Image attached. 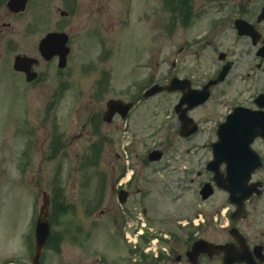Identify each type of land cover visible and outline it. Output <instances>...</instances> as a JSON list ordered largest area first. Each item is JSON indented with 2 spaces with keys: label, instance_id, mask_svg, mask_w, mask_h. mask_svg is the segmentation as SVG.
Segmentation results:
<instances>
[{
  "label": "rangeland",
  "instance_id": "rangeland-1",
  "mask_svg": "<svg viewBox=\"0 0 264 264\" xmlns=\"http://www.w3.org/2000/svg\"><path fill=\"white\" fill-rule=\"evenodd\" d=\"M77 1L82 4L86 0ZM162 2L163 0H101L97 5L99 8L106 5L108 10L120 14L122 11H133L130 17L135 23L131 27L118 25L113 39L110 35V53L108 52L107 59L101 57L104 47H100L95 37L86 31L84 15L75 16L73 25L78 26L81 36L88 33L87 37L93 38L94 44L80 41L75 48L70 70L67 69L69 72L65 70L59 74L55 69L56 64H53L45 80L29 86L20 83L24 81L23 78L13 74L9 63L17 52H32L34 49L31 48L37 45V34L45 31L47 26L41 21L40 30L38 28L36 32L24 29L25 25L33 22L34 8L30 5L24 14L17 17L13 30L2 32L0 264L8 260L31 264L34 249L33 229L43 191L51 195L54 189L55 198L50 221L53 234L50 243L43 249L42 264H127L128 258L130 261L129 244L125 240L124 232L128 230L129 224L139 226L135 216L141 214L142 207H145L148 218L145 219V230L158 235L157 246H165L166 255L170 252L171 256L167 261L159 254L160 248H157V256L155 254L147 259L143 258L139 264H175L178 245L175 238L179 237L178 233H184L180 237L182 241L186 233L190 232L187 227L179 226V220H189L196 212L206 217L205 212L212 209L209 201L198 196L195 186L202 178L195 176V170L201 168L199 164L206 155L204 149H197L196 145L199 144L189 139L177 138L173 130L166 129V124L160 125L164 111L172 112V106L178 98L176 91L157 94L146 102L150 108L147 137L143 143L134 144L130 140L133 143L131 152L139 153V158H142L148 148L158 147L164 151L159 160L151 161L144 167L147 170L146 175L138 182L144 189V196L135 193L127 204L134 210V218L127 215L126 210L130 208H122L115 202L112 204L114 173L111 172L110 164H116L114 153L118 150L124 155L126 165V153L130 151L127 148L128 141L119 140L106 146L103 149L106 153L99 158L94 153V145L85 143L84 138L77 136L81 130L79 92L84 87L89 88L93 79L104 72L106 67H110L112 77L119 79V86H130L132 82L136 84L139 79L144 80L143 82L166 83L170 76L178 72L181 74L187 71L191 74L196 66L201 79L211 73L213 64L206 60L198 61L197 64L190 55L191 50H198L199 47L191 46L177 53L182 41L186 42L195 35L204 34L198 30L206 25L198 23L189 28L184 25L173 29L167 35L163 34V11L176 10V7L175 0L174 6L163 5ZM61 5L60 0L45 1L44 6L48 10L46 14L52 19L50 27L60 19L56 7ZM205 11H224V8L215 3ZM145 12L149 14L148 22H143ZM138 26L139 29H136ZM202 51L204 55L210 56L212 49L203 47ZM174 59L182 60V67L180 63L172 66L171 61ZM55 77L57 82L69 77L70 87L73 89L71 93H63L53 98L50 91L56 84ZM47 85L48 89L45 90ZM50 128L55 134H60V143L53 145V149L49 151ZM68 135L70 138L65 140L64 137ZM191 177L194 180L191 181ZM51 181H54L53 189ZM216 200V197L211 198V202ZM216 207L217 205L214 206ZM103 209L108 210L101 213ZM211 223L209 221L212 227ZM163 237L166 239L162 240ZM143 243L140 240V246H144ZM136 251L138 258L142 253L139 249Z\"/></svg>",
  "mask_w": 264,
  "mask_h": 264
},
{
  "label": "flooded vegetation",
  "instance_id": "flooded-vegetation-1",
  "mask_svg": "<svg viewBox=\"0 0 264 264\" xmlns=\"http://www.w3.org/2000/svg\"><path fill=\"white\" fill-rule=\"evenodd\" d=\"M7 1L0 0V40L3 31H11L16 27L17 17L24 14L30 5L34 8L33 22L25 25L24 29L36 32L38 28L40 30L41 21L47 26L44 32L39 31L37 34V45L31 48L34 49L32 52H19L34 58L27 69L29 74L35 72L36 77L27 80V73L14 69L13 62L11 63L13 74L16 73L23 78L24 81L20 83L26 86L45 80L53 64H56L55 69L59 74L67 69L70 70L71 60L78 43L87 41L88 44H94L93 38L87 37L88 33L95 37L100 47H104L101 57L107 59L108 52L110 53V44H108L110 35L113 39L118 25L125 24L131 27L135 24L130 17L133 11L129 13L122 11L120 14L117 11L108 10L106 5L99 8L97 5L101 3V0H86L82 4L77 0H60L62 5L56 7L60 19L50 27L52 19L49 14H46L48 10L44 6L47 0H28L23 9L17 10L11 9ZM162 3L174 6V0H163ZM215 3L222 6L224 11H205ZM175 7L176 10L163 11L161 17L163 34L167 35L173 29L184 25L189 28L198 23L205 24V28L198 30L203 31L204 34L195 35L186 42L182 41L177 48V53L183 52L188 47L197 46L198 50L190 51L195 63L207 61L213 64L211 73L203 79L199 77L198 66L192 70L191 74L187 71L181 74L176 73V76L180 80L185 79L188 85L185 87L181 81L179 82L176 102L188 88L192 91L202 90L205 84L215 79L224 67L226 72L222 80L208 87V96L204 102L193 105L185 111L186 104H182L177 110L173 105L172 112L161 110V112L164 111L160 118L161 126L166 124V129L173 130L177 138L189 139L199 144V146L196 145L197 149L202 151L204 149L206 155L199 164L201 168L195 170V176L198 179L202 178L195 186L198 196L204 201H209V206L212 207L205 212L206 217L204 216L203 220L199 218V212L190 216L189 220H179V226L187 227L186 229L190 232L186 233L182 241L180 237L184 233H178L179 237L175 238L178 245L174 262L175 264H223L224 259L229 261L231 253L235 255L234 264H264V0H175ZM77 15H84V27L86 31L88 30L86 36H81L78 26L72 23ZM145 21H149L148 12L143 13V22ZM136 29H139V26ZM49 32L63 33L66 36L67 54L63 67L58 66L59 54L50 58L40 54L39 42ZM203 47L212 49L210 56L203 54ZM177 63H180L182 67V60L171 61L172 65ZM105 69L93 79L89 88L84 87L79 92L78 113L81 130L77 136L84 138L85 143L94 145V153L99 158L106 153L103 152L106 146L128 139L130 151L126 153L128 159L126 165L124 155L115 150L116 164H110V168L114 173L112 204L115 202L122 208H130L127 204L135 193L144 196L143 187L138 185V182L146 175L147 170H144V167L151 161L161 158L160 156L159 159L150 160L149 148L142 158H139V153L131 152L133 143L130 144V140L134 144L135 142L143 143L150 127V108L146 104L148 98L143 97L150 82L139 79L136 84L132 82L130 86L127 84L119 86V79L112 77L110 67ZM54 81L56 84L50 91V95H62L71 93L73 90L70 87L69 77L58 82L55 77ZM44 89L47 90L48 85ZM111 99L128 103L129 108L125 109V104L121 103V107L111 114L110 120H106L104 119L105 110ZM68 102H70L69 99ZM182 114L192 119L183 128V120L180 117ZM226 120L228 123L222 125L226 123ZM254 130H259L258 134L252 136L247 142L246 135ZM50 133L52 138L60 135L55 134L52 128ZM64 138L68 140L70 136ZM216 150L222 155L224 152L232 157L235 160L233 165L237 164V160L249 159L252 170L248 178H245V182H239L240 186L234 190L233 194L226 188L215 186V163H212V160ZM163 154L164 151L161 155ZM129 167L131 171L127 176ZM217 170L225 176L226 164L218 165ZM240 172L243 173V171ZM190 180H194V177ZM207 183L213 185V192L207 198H202V189ZM103 184L104 179L101 183L102 187ZM213 197H216V203L211 202ZM238 204L241 205V210L237 211ZM216 205L217 207L214 208ZM107 210L103 209L101 213ZM126 211L129 217H134L132 207ZM141 212L148 219L144 207L141 208ZM209 221L212 222V227ZM196 241H201V248L189 257L187 251ZM208 243L223 245L227 249L210 252L206 250L210 247ZM128 251L130 261L128 258L127 264L128 262L139 264L140 260L147 259L149 256L146 254L136 258L135 252H132L133 249L129 248ZM169 256H171L170 252L169 255L163 253L162 258L168 261Z\"/></svg>",
  "mask_w": 264,
  "mask_h": 264
},
{
  "label": "water",
  "instance_id": "water-1",
  "mask_svg": "<svg viewBox=\"0 0 264 264\" xmlns=\"http://www.w3.org/2000/svg\"><path fill=\"white\" fill-rule=\"evenodd\" d=\"M25 2H26V0H8V5L10 8L17 10L19 8H23ZM65 41H66L65 35L60 34V33H49L48 35H46L41 40V42L39 44V49H40L42 55L47 57V58L54 55L55 53H59V55L61 57V61H60L59 65L63 66V60H64L66 53H67V48L64 47ZM32 60L33 59H31L29 57L17 55L15 57V60H14V67L16 69L27 70V65L30 64V62ZM224 73H225V71H222L219 75V78L210 81L206 85V88L210 84L217 82L218 80H221L224 76ZM33 76L34 75H28V79H31ZM177 84H178L177 78H172L170 81V84L168 86H162L159 84H154L146 90V92L144 93V96H150L152 94H155V93L163 90L164 88H167L169 90H174L177 88V86H178ZM207 96H208V91L205 90V88L203 91H201L199 93H195V92L187 93L186 97H188V98L189 97L190 98L196 97L197 98L192 103H189L188 107H191L196 103L204 101ZM177 106H179V104ZM116 108H119L117 106V101L110 100L108 102L107 111L111 113ZM182 119H183L184 126H185L187 124V120L185 118H182ZM153 152H154V156H151V158H157L160 155V151H158V150H155ZM215 156H216V159H214L215 163L219 164L223 159L218 158L216 153H215ZM226 162H227V160H226ZM232 174H233L232 172L227 173V176L225 178L222 177L221 175L216 174L215 180L219 186L224 187L225 181L230 180V175H232ZM210 192H211V190H209L203 196L206 197ZM47 217H48V199H47V195L44 193L43 202L39 207V214H38L36 224H35V233H34L35 234V245H34V255L32 258V264H40V255H41L43 246H44V244H45V242L49 236V233H50V223H49V220ZM200 245L201 244L199 242H196L192 246V249L188 252V255H192L193 253L197 252V250L199 248H201ZM9 264H20V263H9Z\"/></svg>",
  "mask_w": 264,
  "mask_h": 264
}]
</instances>
